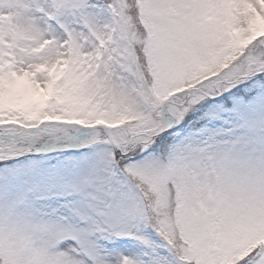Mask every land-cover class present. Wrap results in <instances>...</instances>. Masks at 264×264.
I'll use <instances>...</instances> for the list:
<instances>
[{
	"label": "snow or ice",
	"instance_id": "snow-or-ice-1",
	"mask_svg": "<svg viewBox=\"0 0 264 264\" xmlns=\"http://www.w3.org/2000/svg\"><path fill=\"white\" fill-rule=\"evenodd\" d=\"M0 264H264V0H0Z\"/></svg>",
	"mask_w": 264,
	"mask_h": 264
}]
</instances>
